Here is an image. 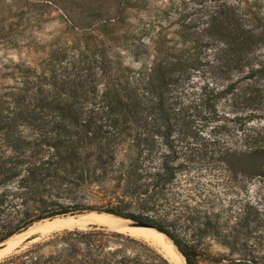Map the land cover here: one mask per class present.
Masks as SVG:
<instances>
[{
    "label": "trees",
    "instance_id": "16d2710c",
    "mask_svg": "<svg viewBox=\"0 0 264 264\" xmlns=\"http://www.w3.org/2000/svg\"><path fill=\"white\" fill-rule=\"evenodd\" d=\"M199 4L163 11L178 15L172 22L178 26L168 38L161 25L139 68L96 44L79 54L76 45L59 46L39 65L19 67V79L0 93V244L38 221L97 211L160 229L187 264H199L197 247L159 214L184 167L175 163L179 151L170 139L182 107L171 96L189 71L212 62L223 85L214 99L242 98L250 110L235 144L215 139L214 152L230 175L264 176V0ZM142 120L155 124L170 152L144 169L139 153L122 171L119 153ZM113 177L126 183L104 184ZM118 187L122 195L109 197ZM251 208H241L236 225L249 219ZM201 225L205 233L216 228L212 219ZM18 250L0 264H173L149 242L100 225L59 230ZM246 260L260 264L262 257Z\"/></svg>",
    "mask_w": 264,
    "mask_h": 264
},
{
    "label": "rangeland",
    "instance_id": "374dc122",
    "mask_svg": "<svg viewBox=\"0 0 264 264\" xmlns=\"http://www.w3.org/2000/svg\"><path fill=\"white\" fill-rule=\"evenodd\" d=\"M126 1L0 0V93L19 79V67L39 65L59 46L76 45L73 51L79 54L87 44H96L98 48H106L114 60L139 68L148 54L146 48L153 50L158 30L163 26L162 33L170 38L178 26L172 24L178 15L169 16L164 10L177 4L184 7L186 3L197 8L202 5L199 3L210 4L219 0ZM259 54L261 65L257 66H264V44ZM213 65L210 62L198 70L189 71L173 90L171 98L177 102L178 108L182 107V115L170 139L179 151L175 163H184V167L178 172L173 190L168 193L159 214L167 218L181 238L197 247L199 264H251L246 258L254 254L261 256L260 264H264V176L249 179L243 175H230L214 152L217 147L215 139L235 144L236 129L244 124L250 110L242 98L229 95L214 99L223 85L217 80ZM259 86L264 90V76ZM130 131L119 153L120 162H125L120 168L122 171L139 153L140 165L144 169L158 163L160 154L170 152L164 136L156 134L157 128L150 120L138 122ZM125 183V179L118 181L115 177L104 181L109 187H122ZM122 193L118 187L116 194L109 193V197ZM247 203L253 204L251 215L242 225H236L237 216ZM148 213L154 214L153 211ZM97 214L108 216L110 221L93 222L85 227L53 226L55 220ZM206 219H212L216 227L209 233L200 229ZM94 224L125 233V227L129 226L127 220L102 212L46 219L27 233L14 237L12 242L20 239L18 243L10 245V241L0 245V250L5 248L0 251V262L20 252L19 248L24 249L56 231L89 229ZM31 233L38 237L26 242ZM161 235L170 243L165 235ZM158 249L171 263L177 264Z\"/></svg>",
    "mask_w": 264,
    "mask_h": 264
},
{
    "label": "bare ground",
    "instance_id": "6f19581e",
    "mask_svg": "<svg viewBox=\"0 0 264 264\" xmlns=\"http://www.w3.org/2000/svg\"><path fill=\"white\" fill-rule=\"evenodd\" d=\"M109 221H110L109 217L105 216V215H100V214H97L94 216L80 215L78 218L68 217V218H64V219H60V220H55V222L53 223V226L85 227L86 225L91 224L93 222H100V223L107 222L108 223ZM94 225H96V224H94ZM125 231L134 237H139L141 239H144V240L148 241L149 243H151L152 245L160 248L162 251L165 252V254L167 256H169L177 264H182L183 262H184V264H186L185 258L176 249V247L173 245V243L171 241L169 243L163 238V236L161 235V232H159L153 228L133 227V226L125 227ZM25 233H27V232H24V234ZM19 241H20V239L16 240L15 242H12L10 245H14V244L18 243ZM4 249L5 248L1 249L0 251H3Z\"/></svg>",
    "mask_w": 264,
    "mask_h": 264
},
{
    "label": "water",
    "instance_id": "95a60500",
    "mask_svg": "<svg viewBox=\"0 0 264 264\" xmlns=\"http://www.w3.org/2000/svg\"><path fill=\"white\" fill-rule=\"evenodd\" d=\"M91 212H97V211H89V212H86V213H91ZM97 213H101V212H97ZM102 213H106V212H102ZM107 214H110V213H107ZM110 215H114V214H110ZM114 216H116V217H121V216H118V215H114ZM121 218H123V219H125V220H127L128 221V225L129 226H133V227H148V228H153V229H155V230H157V231H159V232H161L162 234H164L172 243H173V245L176 247V249L179 251V249H178V247L175 245V243L173 242V240L167 235V234H165L163 231H161L160 229H158V228H155V227H153V226H151V225H148V224H145V223H142V222H137V221H133V220H131V219H128V218H125V217H121ZM46 219H44V220H42V221H39V222H44ZM39 222H36V223H34L32 226H30L27 230H25V231H23V232H21V233H18V234H15V235H13V236H11L10 238H8L6 241H4L3 243H1L0 245H3V244H6L10 239H12V238H14V237H16L17 235H19V234H22V233H24V232H27L31 227H33V226H35L37 223H39ZM93 225H90V227L89 228H91ZM73 229H75V228H73ZM79 229V228H78ZM87 229V228H86ZM64 230V229H63ZM71 230V229H70ZM38 236H36V233H31L30 235H28L26 238H27V241L26 242H31V241H34L36 238H37ZM180 252V251H179ZM181 253V252H180ZM181 255L183 256V254L181 253ZM184 257V256H183ZM185 258V257H184ZM185 261H186V259H185ZM186 264H187V262H186Z\"/></svg>",
    "mask_w": 264,
    "mask_h": 264
}]
</instances>
